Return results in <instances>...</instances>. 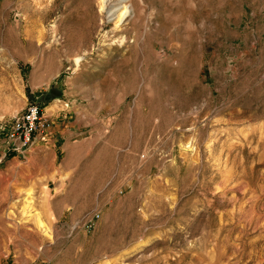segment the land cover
Listing matches in <instances>:
<instances>
[{
	"label": "rangeland",
	"instance_id": "rangeland-1",
	"mask_svg": "<svg viewBox=\"0 0 264 264\" xmlns=\"http://www.w3.org/2000/svg\"><path fill=\"white\" fill-rule=\"evenodd\" d=\"M119 1L0 0V126L84 132L59 196L0 177V264H264V0Z\"/></svg>",
	"mask_w": 264,
	"mask_h": 264
},
{
	"label": "crops",
	"instance_id": "crops-1",
	"mask_svg": "<svg viewBox=\"0 0 264 264\" xmlns=\"http://www.w3.org/2000/svg\"><path fill=\"white\" fill-rule=\"evenodd\" d=\"M58 109V104L44 109L45 115H47L51 121V128L44 135L38 137L37 142L27 151V157H22V159L25 158V164L31 166L30 170L19 175L17 165L22 163L19 160L21 159L19 158L20 155L13 154L14 156L9 159L7 163L4 156L7 154L8 150L5 145L1 148L3 157H0V167L4 165L8 167L7 171L4 172L7 173L5 176H3V173L0 174L1 180L5 178V183L13 184L14 182H31L33 179L38 183L39 191L37 192L40 195L43 194L44 198L53 197L54 195L59 196L58 193L61 191L59 189H67L65 186L71 181V175L74 174V171L71 170L70 172L71 168L66 165L65 161L61 164L58 163V154L62 151L68 152L69 142L75 136L83 134L84 132H82L80 128H76L77 124L72 125L75 124V122L63 123V127H61V125L56 126L54 119L58 117L56 114L59 111ZM82 110L83 107L80 110H75L74 113L77 115L75 118L76 120H83L84 113ZM64 114V117H67L66 113ZM79 123L81 124V122ZM9 171L11 174L8 173Z\"/></svg>",
	"mask_w": 264,
	"mask_h": 264
},
{
	"label": "built area",
	"instance_id": "built-area-1",
	"mask_svg": "<svg viewBox=\"0 0 264 264\" xmlns=\"http://www.w3.org/2000/svg\"><path fill=\"white\" fill-rule=\"evenodd\" d=\"M51 128V121L44 110L35 102H29L25 110L3 122L0 130L5 133V142L9 149L16 154H23L30 149ZM99 217L96 214H87L83 218V225L91 229L94 220Z\"/></svg>",
	"mask_w": 264,
	"mask_h": 264
},
{
	"label": "bare ground",
	"instance_id": "bare-ground-1",
	"mask_svg": "<svg viewBox=\"0 0 264 264\" xmlns=\"http://www.w3.org/2000/svg\"><path fill=\"white\" fill-rule=\"evenodd\" d=\"M111 0H100V4H99V11H106L107 12V17H112L117 15L118 20L123 19L127 13H129L130 9L127 6H119L121 7L120 9H114L111 5ZM119 2H123L122 0H120ZM128 8V9H127ZM130 14V13H129ZM110 19V18H109ZM120 22V21H119ZM38 224L41 228H43V231L46 233L47 232V228L44 225L43 222L38 220Z\"/></svg>",
	"mask_w": 264,
	"mask_h": 264
}]
</instances>
